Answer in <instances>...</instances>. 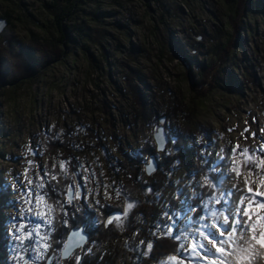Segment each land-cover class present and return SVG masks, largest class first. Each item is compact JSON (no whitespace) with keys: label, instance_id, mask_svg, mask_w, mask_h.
Segmentation results:
<instances>
[{"label":"rangeland","instance_id":"rangeland-1","mask_svg":"<svg viewBox=\"0 0 264 264\" xmlns=\"http://www.w3.org/2000/svg\"><path fill=\"white\" fill-rule=\"evenodd\" d=\"M245 1V13L238 18V32H233L225 0H97L85 7L83 23L87 36L83 41L71 45L61 59L51 61L36 79L22 82L18 90L5 87V92L0 93V264H45L49 256L51 247L45 250L42 243L37 244L38 237L32 240L30 250L29 239L23 238V243L16 239L21 235L16 228L24 223L27 229L31 226L29 221L41 223L24 211L28 207L24 203V192L29 187L26 176L34 183L40 182L46 167L40 138L54 129L56 137L69 141L70 157L63 162L65 168H75V172L70 171L73 191L77 185L80 187L81 198L68 204L80 201L92 210L95 228L117 233L126 230L140 203L127 200L119 191L123 185L121 171L114 172L112 167L117 161L123 162V152L146 145L156 150L154 139L150 142V138L161 124L159 118L169 94L184 98L187 114L193 111L195 122L211 130L204 141V159H209V153L213 154L212 161L228 157L229 163L221 161L219 166L218 187L226 190L238 184L247 191V173L236 178L235 173L225 171L231 166L233 148L239 145L240 151L255 149L264 141V0ZM15 4V0H0V12L10 7L16 11L14 16L19 17L11 26L12 33L0 34V45L5 43L6 36L26 41L32 35H48L50 21L41 0H21L20 7ZM91 12H96L94 17ZM232 34L234 45L224 46L228 50L227 65H218L219 76L229 72L231 79H220L205 98L195 99L186 72H197L199 64L209 59V48L218 42L224 44ZM130 85L139 86L143 94L145 104L141 113L129 95ZM159 94H164L162 99ZM169 125L174 126V121L165 118L167 133L171 132ZM88 127L92 128L91 133ZM171 143L170 138L163 152ZM148 159L137 177L149 178L157 172L158 167L151 175L146 174ZM61 162L58 160L57 165ZM194 164L192 158L183 170H174L169 178L168 194L176 202L187 201L180 205L185 208L183 213L172 210L167 200H159L164 211L167 206L168 210L180 213L179 226L190 237L182 240L185 246L190 245L196 228L216 220L213 217L212 222L193 224L183 219L185 215L192 216L186 212L188 200L193 186L199 192L204 176L192 175L187 180ZM257 186L264 191V174L256 178L253 187ZM68 190L69 187L66 200L70 199ZM117 190L120 196L116 195ZM129 202L134 206L126 217L107 223L105 212L109 207H117L122 213ZM209 208L218 209L211 204ZM21 212L28 220L20 217ZM205 216L211 218L207 210ZM221 221L222 217L216 220ZM82 225L86 231V225L79 226ZM48 229L49 225L43 224L41 234L48 235ZM86 244L66 259L61 258L63 246L51 254L57 264H84L89 251ZM37 252L44 258L37 259ZM192 264L207 261L194 259Z\"/></svg>","mask_w":264,"mask_h":264},{"label":"trees","instance_id":"trees-1","mask_svg":"<svg viewBox=\"0 0 264 264\" xmlns=\"http://www.w3.org/2000/svg\"><path fill=\"white\" fill-rule=\"evenodd\" d=\"M15 1L17 2L16 7H20L21 0ZM41 2L49 16L48 35L43 38L32 35L26 41L18 40L15 36H6L5 43L0 45V93L2 92V94L5 92V87L15 91L19 89L22 82L36 79L51 61L61 59L70 50L71 45L74 46L83 41L87 36L83 23L85 7L97 0H41ZM225 2L229 6L228 20L232 25L233 32H238V18L243 17L245 13L246 1L225 0ZM15 12V9L10 7L1 10L0 17L7 21L4 34L13 32L11 26H15L14 20L19 19L18 16H14ZM95 13L91 12L93 17ZM234 37L235 35L232 34L224 44L217 41V44L209 48V59L199 64L198 71L193 74L186 72L190 81V90L195 99L205 98L210 91L218 86L220 79H231L229 72H225L224 76H219L221 72L218 65L226 67L228 50L224 46L225 44L234 45ZM196 56L197 54L194 55V58ZM255 76L253 74L252 82L256 80ZM128 92L133 103L138 106V112L141 113L145 103L139 86L130 85ZM159 95L160 99L164 96V94ZM187 110L184 98H179L177 94L175 96L167 95L162 115L166 119L173 120L175 124L171 128L170 125L167 126V129H171V132L168 133L172 139L171 147L161 153H157L154 146L149 145L135 151L123 152L121 153L123 162L117 161L113 165L112 170L114 172L120 170L122 175L123 185L121 184L119 191L127 200L140 203L128 220L126 230L121 233L101 229L98 226L95 228L93 224L95 214L92 210L85 207L80 201L72 204L66 202L65 194L68 187L72 185L73 178V172L70 171L75 172V168L67 167V173L64 174L57 165V161H65L70 157L69 141L66 138L56 137L55 129L41 136L40 147L46 158L45 171L57 177L56 180H51L48 176H44L45 188L43 191L48 192V203L52 204L54 209L52 212L53 223L48 229V243L51 248L47 256L52 253V250H59L63 246L65 237L71 228L78 227L83 223L86 225V232L89 235L88 243L85 246L87 250L89 249L88 257L83 260L84 264H158L168 255L175 254L177 242L171 237L163 235L154 226L160 218V214L164 212V207L159 204L160 199L167 200L172 210L182 213L185 210L184 207H180V202H176L168 194L169 178L172 172L176 169L183 170L185 164L193 158L195 164L191 173L187 175V180H190L192 175L203 173L204 176H213L218 184L217 172L210 173L204 163L203 150L206 147L204 141L212 134L211 130L202 123H196L193 111L187 114ZM88 129L91 133L92 128L88 127ZM152 138L151 136L150 142H153ZM149 157L159 158L157 172L149 178L137 177L143 172L141 166ZM236 161L239 163L241 172L248 174L239 155L236 156ZM149 188L153 191L149 192ZM212 191L207 187H200L199 195H192L188 204L197 207L198 214L205 216L206 210L202 208L200 200L201 197L206 198L205 194ZM221 207V205H217L218 209ZM112 211L120 212L117 207H109L106 212H103L107 216ZM198 214L192 213V219L195 220ZM212 218L208 217L204 222H212ZM65 220H67L66 225ZM141 241H145V243L141 244ZM147 242L153 243L151 251L147 248ZM179 243H182V240ZM51 264H57L54 257Z\"/></svg>","mask_w":264,"mask_h":264},{"label":"snow or ice","instance_id":"snow-or-ice-1","mask_svg":"<svg viewBox=\"0 0 264 264\" xmlns=\"http://www.w3.org/2000/svg\"><path fill=\"white\" fill-rule=\"evenodd\" d=\"M256 135V133H252L253 137H256ZM157 140L161 151H163L164 137L162 130H157ZM238 149L239 145L231 150V166L225 171L235 173L236 178L241 177L242 172L237 167L236 162V156L239 155L242 158L243 167L248 172V176L244 178L247 191L245 192L238 184H232L231 187L225 190L222 187H218L213 176L205 175L202 184L199 186L207 187L213 191L206 193V198L201 197L200 204L204 210L209 212L211 217L216 218V220L222 217V221L217 223L214 220L211 225L205 223L196 228L191 235V243L188 246L179 243L181 240L190 239L186 229L179 226L180 213L178 211H170L166 206V210L160 214V218L154 226L163 235L176 241L177 248L175 254L168 255L166 259L160 261V264H185V260H187V264H192L194 259L206 260L207 264H257L258 261H264V191L258 190L260 186H257V188L253 187L256 178L264 174V141H261L260 145L255 149L244 148L242 151H238ZM212 155V153H209V159L204 160L210 173L220 171L221 161L229 163L227 156H220L216 161H212L210 159ZM146 165V171H155L156 166L153 160H147ZM59 167L62 173H67L63 161ZM221 174L223 175V173ZM44 176H48L51 180L57 179L56 175L47 171L40 176L39 183H34L32 179H28L26 176V182L29 187L24 192V203L28 207L24 211L31 213L36 220L41 221V223L36 224H31V221H29L31 226L27 227V229L24 223H20L19 227L16 228V231L21 233L16 239L21 240V243H23V238L29 239V250L31 249L32 240L36 237L39 238L36 239V243H42L45 250L50 247L47 244L48 235L40 232L43 224L52 225V212L54 211L52 204L48 203V192L43 191L45 188ZM249 177H251V180ZM220 183L222 184L223 181ZM33 185L34 188L32 187ZM148 191L152 192L153 189L149 188ZM217 191L219 195L215 194ZM68 195L70 199L66 201L67 203H71L72 199L81 198L80 187L77 185L73 191L72 187L69 186ZM116 195L120 196L121 193L117 190ZM193 195H199L195 191V186H193ZM186 203L185 199L181 202V206ZM210 204L223 205V207L213 210L209 208ZM133 206V203H127L123 212L110 217L107 223L111 224L113 218L120 222L122 217L128 215ZM186 212L198 214L199 209L188 205ZM20 217L28 220L24 212L20 213ZM183 219L189 223L196 224L199 221L207 220L208 217L198 214L197 218L193 220L192 217L185 215ZM64 223L66 225L67 220ZM73 237H79L80 240H83V236L79 231L72 232L69 239ZM140 243L144 244L145 241ZM65 248L67 249L68 245H65ZM147 248L151 251L153 243L147 242ZM36 258L43 259L44 257L40 252H37Z\"/></svg>","mask_w":264,"mask_h":264},{"label":"water","instance_id":"water-1","mask_svg":"<svg viewBox=\"0 0 264 264\" xmlns=\"http://www.w3.org/2000/svg\"><path fill=\"white\" fill-rule=\"evenodd\" d=\"M6 26H7V21L4 18L0 17V34L4 31ZM159 121H160L161 124L157 127L156 131L153 133V139H154V142H155V145H156V150L158 152H163L166 149V146L168 145V143L170 142V136L165 130V126H164L165 117H163V116L160 117ZM157 130H162V134H163V137H164V145H163L164 150L163 151H161L160 145H159L158 140H157ZM148 160H153L154 164L156 166V169H157V167H158V159L156 157H149ZM146 167H147V165L145 164V168L144 169H145V172H146L147 175H151L152 173H154L156 171V169H155V171L148 172V171H146ZM115 213H116L115 211H112L108 215V219L110 217H112ZM74 231H79L81 233V235L83 236V240H80L79 237H73L72 239H69V237L71 236L72 232H74ZM88 239H89L88 233L84 230L83 225L79 226V227L71 228L68 231L67 235H66L65 244H64V246H63V248L61 250V258L62 259L68 258L76 249L83 247L86 244V242L88 241ZM65 245H68L67 249L65 248ZM52 258H53V254H50L48 256L45 264H51Z\"/></svg>","mask_w":264,"mask_h":264},{"label":"flooded vegetation","instance_id":"flooded-vegetation-1","mask_svg":"<svg viewBox=\"0 0 264 264\" xmlns=\"http://www.w3.org/2000/svg\"><path fill=\"white\" fill-rule=\"evenodd\" d=\"M53 259V258H52ZM51 263H52V261H51Z\"/></svg>","mask_w":264,"mask_h":264}]
</instances>
